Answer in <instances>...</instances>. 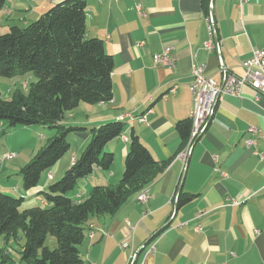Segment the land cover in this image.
<instances>
[{
	"label": "crops",
	"instance_id": "1",
	"mask_svg": "<svg viewBox=\"0 0 264 264\" xmlns=\"http://www.w3.org/2000/svg\"><path fill=\"white\" fill-rule=\"evenodd\" d=\"M26 1L36 5L37 0ZM60 1L39 0L41 12ZM86 3L87 37L102 40L106 53L115 62L113 99L96 106L81 105L64 123L91 128L121 120L125 127L123 136L106 147L114 154L116 165L110 172L97 169L82 180L74 199L82 201L97 185L119 183L131 131L167 168L144 191L149 196L146 203L137 199L142 192L115 216L89 219L86 239L80 246L83 264H127L133 253L137 258H131V264H264V157L260 156L264 154V97L249 85L240 97L222 95L206 132L194 142L185 161L176 130L179 121L191 118L192 65L221 83V59L227 71L241 77L244 63L252 58L253 51H264V0H250L241 7L237 1L212 0L220 55L205 48L208 16L202 0ZM9 5L0 18L11 12L7 22H30L28 18L11 19L13 9L26 12L27 6ZM168 48L176 67L155 66L154 55ZM173 87L177 88L176 93H169L164 99ZM128 114L134 119L125 118ZM145 115L146 122L140 123L137 118ZM252 127L260 134L257 146L248 148L246 140L252 135L247 130ZM82 133L70 135L77 139L79 147L73 153V161L90 141V135ZM19 162L18 156L10 168L20 172L22 167L15 166ZM72 164L68 159L63 171L55 173L51 169L41 189L47 191ZM16 179L19 186L15 188L0 181V191L23 195L22 178L19 175ZM179 189L196 197L177 209ZM229 199H237L240 205L227 206ZM36 202L41 204L43 199L37 197ZM151 242L156 243V252L146 255ZM124 243L129 244L127 249L121 248Z\"/></svg>",
	"mask_w": 264,
	"mask_h": 264
},
{
	"label": "trees",
	"instance_id": "2",
	"mask_svg": "<svg viewBox=\"0 0 264 264\" xmlns=\"http://www.w3.org/2000/svg\"><path fill=\"white\" fill-rule=\"evenodd\" d=\"M7 1L0 0V12L8 9ZM211 2L202 0L206 16L210 15ZM87 17L86 0H62L38 20L23 27L13 25L0 35V77L32 74L36 79L27 88L16 89L10 99L0 93V122L10 128L41 126L56 132L19 172L23 191L42 197L43 202L23 209L24 196L15 198L0 191V238L5 244L18 242L23 236L25 239L18 262L0 248V264H83L80 246L86 239L89 219L115 216L167 168L131 131L119 183L97 185L82 201H75L74 193L82 180L97 169L111 171L115 156L106 147L123 136L125 127L121 120L91 128L64 123L82 104L96 106L113 99L115 62L106 53L102 40L87 37ZM191 120L176 124L181 151L191 137ZM82 132L90 135L89 143L64 176L43 191V176L70 150L69 135ZM195 197L179 189L176 208L191 203ZM49 238L56 241V248L48 246Z\"/></svg>",
	"mask_w": 264,
	"mask_h": 264
},
{
	"label": "built area",
	"instance_id": "3",
	"mask_svg": "<svg viewBox=\"0 0 264 264\" xmlns=\"http://www.w3.org/2000/svg\"><path fill=\"white\" fill-rule=\"evenodd\" d=\"M119 1V0H116ZM228 1H237L241 6L246 3H249L250 0H228ZM212 6H210L211 8ZM137 10L141 11V6L137 5ZM207 29H208V41L205 44V48L208 52H216L219 55L221 54V43L218 40V32L216 29L215 21L213 16L210 14L207 19ZM171 49H165L162 53L156 54L153 57L155 66H164L171 69L176 67L175 60L170 55ZM263 53L261 50H254L252 58L244 63L245 73L243 76L238 77L233 73H230L225 68H223V61L221 59L220 63L222 65V82H216L212 77H207L202 68H198L192 65V76L193 80L190 84V91L193 99V109L191 112V119L197 121V129L195 134V139L203 135L211 122V118L214 113V109L217 105V102L222 95H231L235 97H240L242 90L246 85H249L257 94L261 97H264V66H263ZM177 91L176 87L171 88L168 93L164 94V99L168 98L169 93L175 94ZM145 115L144 118H137L140 123L146 122ZM127 119H134V116L128 114ZM247 133L252 135V138L246 140V146L248 148H255L258 143L257 136L260 134V131L256 128H249ZM127 140V139H126ZM193 142V143H194ZM193 143L191 147L193 146ZM184 153L182 159L185 161L189 155ZM14 153L7 154L4 156L5 159L12 158ZM260 155V154H259ZM260 156L264 157V154ZM226 176V174H223ZM49 179L52 177L49 175ZM149 200V196L145 195L144 200L141 203H146ZM239 201L237 199H229L227 206H237ZM200 227L197 228V231H200ZM129 247L128 243L122 244V249H127ZM156 252V243L151 242L149 247L146 250V255L154 254ZM131 258H137L136 254H131L127 264H131Z\"/></svg>",
	"mask_w": 264,
	"mask_h": 264
},
{
	"label": "rangeland",
	"instance_id": "4",
	"mask_svg": "<svg viewBox=\"0 0 264 264\" xmlns=\"http://www.w3.org/2000/svg\"><path fill=\"white\" fill-rule=\"evenodd\" d=\"M11 3V6H27L26 7V12L19 11L18 9H13L12 10V18L11 19H23V18H28L30 22L38 20L41 15L43 14L41 11H43L42 6L39 3V0L36 1V5L34 3H29L26 0H8L7 1V6H10L9 4ZM19 3H23L24 5H21ZM30 9V10H29ZM50 9V8H49ZM48 11V10H47ZM46 12V10H45ZM44 12V13H45ZM1 13V12H0ZM41 13V14H40ZM11 14V12L6 15L8 16ZM3 19V15H1V20H0V35L4 34L9 31L10 27L13 25H18L20 27H23V22H7V19ZM10 25V26H9ZM36 79L32 74H27L25 76H17L12 79H7V78H2L0 77V93L2 94L3 98L5 99H10L12 96V93L16 89H24L27 88L29 82H35ZM27 90H24V92ZM82 106H90L86 104H82ZM83 114L82 112L79 113V117H81ZM4 130V132L1 134L0 133V158L4 156V154H9V153H14V157L10 159H5L3 157L1 163H0V181L1 183L5 185H11L13 188L16 186H19L17 184V176L19 171L17 170H12L11 163L14 162L18 156L20 158V162L16 164L15 166L17 167H24L26 164L29 163V161L32 159V157L35 155V153L42 147L45 146L47 143L48 139L52 138L54 135H56V132L54 130H50L48 128H44L41 126H31V127H14L10 128L8 127L7 124L1 123L0 122V131ZM84 133V132H83ZM82 133V134H83ZM45 136L43 138L42 137ZM75 136H79L80 133H73ZM73 135L70 137L69 135V142L70 144V150L68 153L55 165L52 169H55V173L57 170L63 171L68 167L67 165V160L70 159V162H73V153L77 152L79 147L77 146L78 141L73 137ZM182 152V151H181ZM180 152V153H181ZM17 155H16V154ZM11 164V165H9ZM113 164V167H114ZM112 167V168H113ZM52 171V170H51ZM12 175V176H10ZM47 175V173L45 174ZM43 176V180L44 177ZM64 174L58 178L60 180ZM20 178H22L20 176ZM42 180V181H43ZM53 180V179H52ZM57 180V181H58ZM120 181V178H119ZM21 182H23V179H21ZM23 184V183H22ZM22 186V185H21ZM25 192V191H24ZM6 195H10L15 198H20V197H25V202L23 204V209L27 207H34L36 205H39V202H36L37 197H28L25 193L23 195H19L16 192L12 193V191H7L3 192ZM42 198V197H38ZM23 236V235H22ZM25 242L24 236L16 242L15 240H11L8 244H5V241L3 238H0V248H4L6 250V253H9L10 256L14 259V261L19 260V251L21 245H23ZM48 246L51 249L56 248V241L52 238H49Z\"/></svg>",
	"mask_w": 264,
	"mask_h": 264
},
{
	"label": "bare ground",
	"instance_id": "5",
	"mask_svg": "<svg viewBox=\"0 0 264 264\" xmlns=\"http://www.w3.org/2000/svg\"><path fill=\"white\" fill-rule=\"evenodd\" d=\"M263 66H264V53H263ZM140 118H144V117L142 116ZM191 121H192L191 137H190V140H189L187 146L185 147V149L182 152V157H183L184 153H188V150H189V148H191V145H192V143L194 142V139H195V134H196V129H197V121L196 120H191ZM12 157H14V155H12ZM145 195H147L146 192H144L141 195H139L137 197V199L140 202H142L144 200ZM239 205H240V203L237 204V206H239Z\"/></svg>",
	"mask_w": 264,
	"mask_h": 264
},
{
	"label": "water",
	"instance_id": "6",
	"mask_svg": "<svg viewBox=\"0 0 264 264\" xmlns=\"http://www.w3.org/2000/svg\"><path fill=\"white\" fill-rule=\"evenodd\" d=\"M211 13H212V16H214V14H213V11H211ZM223 68H225V66H223ZM202 135H200L197 139H196V141L201 137ZM195 141V142H196Z\"/></svg>",
	"mask_w": 264,
	"mask_h": 264
}]
</instances>
